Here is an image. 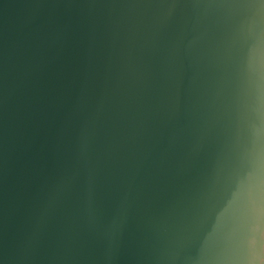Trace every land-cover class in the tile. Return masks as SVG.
Returning a JSON list of instances; mask_svg holds the SVG:
<instances>
[{"label":"water","instance_id":"water-1","mask_svg":"<svg viewBox=\"0 0 264 264\" xmlns=\"http://www.w3.org/2000/svg\"><path fill=\"white\" fill-rule=\"evenodd\" d=\"M0 264H264V0H0Z\"/></svg>","mask_w":264,"mask_h":264}]
</instances>
